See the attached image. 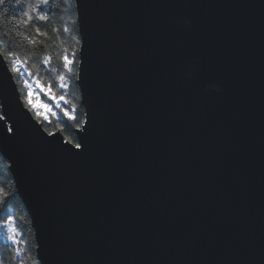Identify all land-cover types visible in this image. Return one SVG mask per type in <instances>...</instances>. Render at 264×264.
Instances as JSON below:
<instances>
[{
	"label": "water",
	"instance_id": "water-1",
	"mask_svg": "<svg viewBox=\"0 0 264 264\" xmlns=\"http://www.w3.org/2000/svg\"><path fill=\"white\" fill-rule=\"evenodd\" d=\"M73 1L80 149L0 60L39 264H264V0Z\"/></svg>",
	"mask_w": 264,
	"mask_h": 264
},
{
	"label": "trees",
	"instance_id": "trees-1",
	"mask_svg": "<svg viewBox=\"0 0 264 264\" xmlns=\"http://www.w3.org/2000/svg\"><path fill=\"white\" fill-rule=\"evenodd\" d=\"M30 2L40 4L42 0H30ZM45 12L49 17L47 21H37L34 25H29L27 28L21 25L19 29H15L5 24L3 31L8 33V35L0 36V52L6 54L7 49L11 48L12 51L18 53L21 60H27V64L24 67L33 77L36 78L38 76L44 86L51 85L52 92L57 94L58 98L64 97L59 105L61 107L59 115L52 116L47 121H42L37 116H34L48 132L60 130L65 139L76 143L74 130L83 123L84 109L80 103V95L76 82L79 35L75 19L74 1L50 0V3L45 7ZM5 15L18 22L19 18L22 17V12L10 0L9 3L0 7V16ZM72 15H74V18L72 17L71 19ZM69 16L70 19L68 18ZM35 27H39L41 33H47L46 36L42 35L38 38L42 43L36 46L28 44L23 37L15 35L16 31H20L24 32L25 35L35 38ZM65 46L72 49V52L75 54L73 70L70 73H67L63 68L62 57L65 55ZM45 56L51 58L47 65L42 63ZM7 63L11 68V64L8 61ZM61 73H66L65 83L68 85L63 89L59 87L58 81V76ZM13 76L24 102L26 94L21 80L16 72H13ZM65 111L75 116V119H68L64 115ZM10 220L15 221L16 230L21 235V237L17 238L20 244L13 245L12 242L6 239L7 235L3 234V230H0V258L5 260V264H21V260L24 264H39L36 258V243L31 219L16 193L14 180L8 168V162L0 154V227ZM16 247L23 250L20 257L15 256Z\"/></svg>",
	"mask_w": 264,
	"mask_h": 264
},
{
	"label": "snow or ice",
	"instance_id": "snow-or-ice-1",
	"mask_svg": "<svg viewBox=\"0 0 264 264\" xmlns=\"http://www.w3.org/2000/svg\"><path fill=\"white\" fill-rule=\"evenodd\" d=\"M9 2H10V0H0V7L4 6L5 4H7ZM12 2H14L18 6L20 11L22 12V17L19 18V21L17 22L15 19H10L6 15L0 16V36H7L8 35V33L3 31L5 24H7L11 27H14L15 29H19V27L21 25H23L27 28L29 25H34L37 21H47L49 19L48 15L45 12V7L50 3V0H42V3H40V4L32 3V2H30V0H12ZM25 8H26V10H25ZM65 31H67V29H65ZM35 33H36L35 38L30 37L28 35H25L24 32H20V31H16L15 35L23 37V39L26 40L28 42V44H30L32 46H36V45L42 43V41H39L38 38L42 35L46 36L47 33H41L39 27H35ZM64 51L67 52V49H65ZM73 56H74V54H73ZM50 59H51L50 57L45 56L42 60V63L47 65L50 62ZM0 60L8 61L11 64V71H13V72H19L20 66L27 64V60H21L18 53L12 51L11 48L7 49L6 54L4 52H0ZM62 62H63V68L66 70V72L67 73L72 72L73 66H74V58L69 59L68 55H63ZM65 80H66V73H61L58 76L59 87L61 89L66 88L68 86L65 83ZM35 84L37 87L40 88L41 92H43L45 95H48L50 98L55 99V96L52 93V86L51 85H48V86L42 85L38 76L35 79ZM59 99L63 100L64 97L61 96V97H59ZM33 100H34V93H33V91L29 90L27 95L24 97L25 106L29 107L30 110H34L36 112L37 118H39L42 116L40 109L43 108L46 111H48L49 110L48 105L42 104V103H33ZM64 115L67 116L68 119H70V120L75 119V116L70 115L68 111H65ZM43 118L47 119V116L43 115ZM6 119H7L6 115L3 114L2 112H0V121H4ZM8 131L13 132V134H14V128L13 127H9ZM49 135H53V133H49ZM75 147L77 149H80L81 144L76 143ZM5 195H7V194H5ZM9 219H11V218H9ZM8 239L12 242L13 245H19L20 244V241L16 237V228H14V227L9 228ZM22 251L23 250L21 248L16 247L15 256L20 257ZM0 264H5V260L0 258ZM21 264H24V262L22 260H21Z\"/></svg>",
	"mask_w": 264,
	"mask_h": 264
},
{
	"label": "rangeland",
	"instance_id": "rangeland-1",
	"mask_svg": "<svg viewBox=\"0 0 264 264\" xmlns=\"http://www.w3.org/2000/svg\"><path fill=\"white\" fill-rule=\"evenodd\" d=\"M74 18V15L71 16ZM70 19V16L68 17ZM75 19H76V14H75ZM76 45V44H75ZM64 49H67V52H65V55L69 56V59H73L75 54L72 52V49L67 48L66 46L64 47ZM74 54V56H73ZM11 69V68H10ZM18 74V77L21 80L22 83V87L25 91V94L27 95L28 91L31 90L34 93V100L33 103H42V104H47L48 105V111H46L45 109L41 108L40 111L42 113V116L39 117L42 121H47L49 120L50 117L52 116H57L59 115V111L61 109V107L59 106L61 103V99L58 98V95L55 94L54 92L53 95L55 96V99L50 98L48 95H45L43 92H41L40 88L36 86L35 84V77H33L24 67V65L20 66L19 72H16ZM43 85V84H42ZM32 112L34 113V115L36 116V112L34 110H32ZM43 115L47 116V119L43 118ZM15 221H8L7 223H5L4 225H2L0 227V230H3V234H6L7 237L6 239L11 242L8 239V235H9V228L10 227H15ZM16 237H21L20 233L17 232L16 230Z\"/></svg>",
	"mask_w": 264,
	"mask_h": 264
},
{
	"label": "bare ground",
	"instance_id": "bare-ground-1",
	"mask_svg": "<svg viewBox=\"0 0 264 264\" xmlns=\"http://www.w3.org/2000/svg\"><path fill=\"white\" fill-rule=\"evenodd\" d=\"M77 61H78V58H77ZM32 112V111H31ZM33 113V112H32ZM34 115V114H33ZM36 118V117H35ZM82 125V124H81Z\"/></svg>",
	"mask_w": 264,
	"mask_h": 264
}]
</instances>
